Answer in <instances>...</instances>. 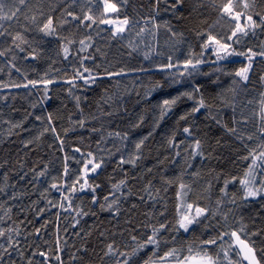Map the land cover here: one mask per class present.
Instances as JSON below:
<instances>
[{"label":"trees","instance_id":"obj_1","mask_svg":"<svg viewBox=\"0 0 264 264\" xmlns=\"http://www.w3.org/2000/svg\"><path fill=\"white\" fill-rule=\"evenodd\" d=\"M219 2L220 0H217V3ZM68 3L70 0H30V7L32 12L42 8L45 15L52 14L59 20L63 8ZM152 4L153 0H128L127 4L121 5L119 15L121 17L127 15L130 19L138 20L140 21L139 26H143V18L149 14H155L152 13ZM204 4L206 6L200 10L202 15L199 20L214 24L218 14L213 10L211 0H204ZM192 6L189 0L185 6V15ZM164 8L165 5L161 4L159 14L156 16L157 22L163 24L164 21H169L174 30L185 33L184 42L178 45L180 51L172 47V42L168 40V33L163 27L158 31L156 41L145 34L141 42V38L135 35L139 26L126 32L122 39H113L106 25H93L91 29H85L78 27L77 22H72L57 29L61 38L76 41L71 45H67L66 40L43 36L32 26L33 31L28 33V36L29 39L35 38L39 42L38 44L33 43V47H37L40 55L36 60H24L25 53L17 51L18 59L15 63L21 69V73L11 70L9 75L7 58L0 57V68L4 69L0 72V81L26 83L24 76H27L28 80L51 78L57 81L48 86L50 99L43 103H40L43 97L42 84H38L35 88L29 86L28 88L0 89V97H7V99H0V165H3L0 167V187L4 188V193H0V205H3L0 207V216L11 208L12 217L7 224H0V227L19 226L23 246L27 247L28 244L35 242L42 249L54 248V242L59 235L62 237L61 243L65 249L62 253L65 264H101L99 255H102L105 243L111 242L112 239H115L118 245L124 241L130 243L127 232L130 225L125 222L126 220L131 219L133 224L139 225L147 219L144 213L151 212L153 214L151 223L158 221L168 222L170 225L174 223L179 184L185 182L186 177L200 160L201 163L197 170L199 176H195L190 186L191 191L184 199L189 203L195 202L201 207L218 211V215L211 218V213H209L208 220L202 218L203 223L194 226L195 232L183 233L181 231L178 238L181 241H191L195 237L207 238L209 235H215L217 231L215 225L217 222L224 224V214L228 216V224L234 228L239 227L241 220L248 225L249 230L264 228V207H262L264 200H241L242 192L238 191L240 188L238 182L229 184L228 195L225 196L221 188L224 179L230 178L231 175L220 171L217 167L229 150L247 154L241 142L228 133L222 125L234 126L232 120L234 106L238 119L241 112L249 119L247 125L237 126L238 131L243 130L246 133L255 131L261 110V93H264V81L260 79L264 76V58L257 57L253 61L249 81L247 84H242L234 75H225L214 69L223 67L228 72L234 73L235 70L244 66L247 60L244 57L234 56L230 57L227 62L220 61L213 64L211 61L215 60V56L209 51L204 57L208 62L200 66L199 73L192 77L179 78L180 83H173V77L169 71L160 70L158 65L166 64L169 55L173 56L174 62L177 59L183 60L187 55L189 45L198 53L200 41L194 32L189 31L191 18L183 21L177 20L171 12H165ZM261 9H264V3L258 0L257 11ZM73 10L79 12V7L74 6ZM24 11L28 12V9ZM28 14L32 13L28 12ZM40 19L43 20L44 17ZM23 22V17H21V23ZM213 31L225 35L228 33V25L221 20ZM89 35L92 37V47L85 52H78L79 40ZM130 41L139 45L137 51L132 52L131 55H129L131 49L128 47ZM62 42L70 49L68 59H64ZM261 42H264V31L257 29L255 36L249 34L243 37L241 42L234 47L238 51H244L250 47L259 50ZM148 44L153 45L151 52L146 46ZM146 52H149V59L144 58ZM83 56L92 57L85 60L84 64L93 69L94 74H100L101 78H98L92 85H84L82 81L77 80V87L73 88L72 95H69L67 91L69 85L64 83V80L74 75L75 68H80V58ZM141 67L149 70L146 72L132 71V69ZM121 68L125 69L126 75L111 78L103 76L105 69L119 71ZM175 71V69L171 70V72ZM202 73H210V75ZM217 77L218 82L213 83ZM234 79L237 80V85H233ZM157 83L162 87L156 88L150 96H146V93L155 88ZM194 85L201 86V94L208 103L213 105L211 114L209 110L202 109L187 120H179L180 116L190 112L194 106L193 101L182 98L153 130L160 114L157 105L163 99L190 91ZM232 88L236 91H231ZM74 96L81 98L79 108L76 106ZM33 104L37 106L33 108ZM108 112L112 115L105 114ZM27 113H32V115L24 121L23 127L13 129V134L9 136L10 125L3 121L21 122ZM49 113H52L54 126L64 141L63 150L51 131L40 135L47 126ZM36 116H41L43 121L36 120ZM140 116L144 117L143 124L139 128H132L131 125L137 123ZM212 117L220 120L221 124L218 125L216 119ZM81 119L85 120L83 127L76 123ZM184 127L192 128L191 136L183 132ZM65 129L68 130L66 134ZM92 129H98V131H92ZM117 131L121 134L127 132L128 140L122 141L119 138L108 136L109 132ZM149 132H152V135L145 142L141 159L137 161V165L133 167L125 164L118 167L119 158L124 156L127 159L130 154H133L135 152L134 143L148 135ZM173 136L175 143L179 144L178 148L170 147L168 144V140ZM196 139L201 140L206 158L192 157L191 145ZM28 140L32 143L25 148L22 142ZM246 142L251 147L256 146L254 141ZM75 148H80L81 152H75ZM117 148L120 149L119 152L116 151ZM89 151L95 155L97 160L103 158L105 161L96 173L88 175L90 184L101 185L96 193L98 197H101V202L102 197L110 191L111 184L124 179L127 173L128 187L132 189L133 195L127 200H122V211L118 217L114 218L107 211L101 212L98 205H93L89 191H77L72 194L70 196L72 208L68 211L52 206L62 202L61 191L64 195H69L67 188L61 191L51 188L52 183L61 182L65 163L70 173L65 180L67 184H71L77 176L82 175L81 169L88 159ZM176 152L180 155L177 156ZM65 156L68 157L67 161ZM189 164L191 167H188ZM45 166H47L46 174L38 176L39 172L44 171ZM148 169H151V172ZM5 175H7V180L4 179ZM166 180L171 183L166 184L164 182ZM149 181H151L152 195L157 199L144 203L139 201L136 193L145 195L147 200V194L142 189ZM233 194L236 196L234 204L229 202ZM12 195L17 198L9 199ZM217 200L222 201L219 207L216 204ZM48 201L52 203L49 204ZM133 203L137 204L136 209L131 212L124 211V209H129ZM65 206L67 207V202ZM41 209H43L42 213H40ZM77 209H83L89 212V215L77 216ZM162 211L164 216L159 215ZM93 212L96 215H92ZM4 219L7 220V216ZM76 220H79V224H76ZM205 223L212 225L207 232L203 231ZM74 224L75 227H73ZM42 225L46 226L41 228ZM36 228H41L40 237L28 236V240L25 241L23 237L28 233H33ZM139 230L140 232L145 231L142 227ZM101 231L106 233L105 237L100 236ZM122 232L123 236L120 235ZM254 239L259 243L261 237H254ZM44 241L48 243L45 244ZM82 246L87 248L86 253L77 252V249ZM73 253L82 256L83 262L72 260ZM257 255L259 256L260 253L258 252ZM14 258L17 259V264H25L18 257Z\"/></svg>","mask_w":264,"mask_h":264},{"label":"snow or ice","instance_id":"obj_2","mask_svg":"<svg viewBox=\"0 0 264 264\" xmlns=\"http://www.w3.org/2000/svg\"><path fill=\"white\" fill-rule=\"evenodd\" d=\"M127 2L128 0H70V3L63 8L61 18L57 20L52 14L45 15L42 8L32 12L30 0H0V57L7 58L6 64L9 68V75L11 74V70L21 73V69L17 67L15 63L18 59L17 51L19 53H25L23 56L24 60H36L40 55L37 47H33V43L38 44L39 42L36 41L35 38L29 39L28 36V33L33 31L32 26H34L36 32L43 36L56 37L63 41L66 40V38H61L57 29L63 28L66 24L77 22L78 27L85 29H91L93 25H106L113 39H122L126 32L140 25V21L138 20L130 19L127 15L123 17L119 15L121 5L127 4ZM191 2L193 6L187 10V15H185V6L189 3V0H153L152 13L155 14H149V16L143 18L144 24L138 27L135 35L141 38V42H143L142 38L145 34L151 36L153 40L156 41L158 31L163 27L168 33V40L172 42V47L176 51H180L178 45L184 42L185 33L174 30L169 21H164L163 24L157 22L156 16L159 14L160 5L164 4V11L171 12L177 20L183 21L187 18H191V27L189 31L194 32L196 38L200 41V50L198 53L189 45V50L183 60L177 59L174 62L173 56L169 55L166 64L158 65L160 70L169 71L173 77V83H180L181 79L179 78L185 76L192 77L194 74L199 73L200 66L208 62L204 58L205 53L210 51L211 54L215 56V60L211 61L213 64H217L220 61L227 62L230 57L234 56L244 57L247 63L235 70L234 73L228 72L227 69L223 67H217L214 71L222 72L225 75H234V77L239 78L240 83L247 84L249 81V72L253 67V61L257 57L264 58V42H261L259 50L250 47L244 51H238L234 45L239 44L241 39L249 36V34L255 36L257 29L264 31V9L257 11L258 0H220L219 3H217V0H211L212 8L218 14V18L214 24H207V21L199 20V17L202 15L200 10L206 6L204 0H191ZM259 2L264 3V0H259ZM74 6L79 7V12L73 10ZM25 9H28V12L32 14L29 15L28 12L24 11ZM94 9H96V11H94ZM52 11H55V9H52ZM21 17H23V23H21ZM40 17H44V19L41 20ZM68 18L71 19L69 20ZM221 20L225 21L228 25V33L225 35H220L213 31ZM149 24L151 25L150 27ZM17 25H19V28H17ZM204 25H207V27H204ZM66 42L67 45L76 43L74 40H66ZM79 45L78 52L87 51V49L92 47V37L89 35L84 39H80ZM146 46L149 48V52L153 50L152 44ZM61 47L64 59H68L70 54L69 47L65 46L63 42ZM128 47L131 49L129 52V55H131L132 52L137 51L139 45L130 41ZM149 52L144 54L145 59L150 58ZM157 54L159 55L160 53ZM91 58L90 56L81 57L80 68H75L74 75L64 80V83L69 85L67 89L69 95H72V89L77 87V80L82 81L84 85H92L96 83L98 78H101L100 74H94L93 69L85 66L84 61ZM97 67H99V65H97ZM81 68L83 69L82 71L80 70ZM173 69L176 71L171 72ZM148 70L149 69L143 67L132 69V71L142 72ZM3 71L4 69L0 68V72ZM202 74L210 75V73ZM123 75H126L125 69L123 68L119 71H108L105 69L103 73V76L108 78ZM45 77H47V73H45ZM24 79L26 83H16L14 81L5 83L0 81V89L28 88L29 86L35 88L38 84H42L43 97L40 103H43L50 99L48 96V86L57 82L55 79L51 78L28 80L27 76H24ZM260 79L264 81V76H261ZM218 80L219 78L217 77V80L213 81V83H217ZM232 83L233 85H237V80L234 79ZM159 87H162V85L157 83L155 88L146 93V96H150L151 92ZM231 91L235 92L236 89L232 88ZM261 97L259 122L255 125V131L247 133L243 130L238 131L237 126L247 125L249 119L244 116L243 112H241L240 118L238 119L235 114L236 109L234 106L232 117L234 126L228 127L227 125H222L226 131L239 140L244 149L247 150V155L241 156L239 159L248 163L242 176H231L230 178L224 179L221 192L227 196L229 184L238 182L240 185L238 191L242 192L240 199L243 201L264 200V93H261ZM182 98L193 101L194 106L190 112H186L184 115L180 116L179 120H187L190 116H194L202 109L209 110V114H211L213 105L208 103L201 94V86L194 85L190 91H184L174 97L163 99L162 102L157 105L160 114L153 130L155 127L159 126V121L163 120ZM0 99H7V97H0ZM74 99L77 108H79L81 98L79 96H74ZM248 103H251V101H248ZM36 106V104L32 105L33 108ZM105 114L112 115L111 112ZM31 115L32 113H27L24 120L17 123H13L9 120L3 121V123L10 125L8 135L11 136L13 134V129L22 128L24 121ZM212 118L216 119L215 117ZM35 119L43 121L41 116H36ZM143 122L144 117L140 116L138 122L132 124L131 127L134 129L139 128ZM76 123H78L80 127H83L85 125V120L81 119ZM216 123L220 125L221 121L216 119ZM49 131L55 135V138L60 143L61 150H63L64 141L61 139L54 126L52 113L47 115V126L40 135L42 136ZM64 131L66 134L68 130L65 129ZM92 131H98V129H92ZM183 132L191 136L192 128L184 127ZM151 135L152 132H149L148 135L136 141L134 143L135 152L130 154L127 159L121 156L119 158L118 167L125 164L135 167L137 161L141 159V152L145 142ZM108 136L119 138L122 141H127L129 138L127 132L121 134L118 131L109 132ZM246 141H254L256 142V146L251 147ZM22 143L23 146L27 148L32 141L28 140ZM217 143H219V141H217ZM168 144L170 147H179V144L175 143L174 136L168 140ZM191 147V155L193 158L197 156L202 159L206 158L201 140H194ZM74 151L81 152V149L75 148ZM101 151H104V149H101ZM116 151L119 152L120 149L117 148ZM176 155L179 156L180 153L176 152ZM87 157L88 159L81 169L82 175L77 176L71 184H67L65 180V177L70 174L69 167L67 163H65L63 176L60 178L61 182L52 183L51 188L57 191L67 188L69 195H64V192L61 191L63 198L62 202L52 206L68 211L72 208L70 199L72 194L77 191H89L91 193V203L93 205H98L101 212L107 211L114 218L118 217L122 211V200H127L128 197L133 195L132 189L128 187L127 173H125L124 179L111 184L110 191L102 197L101 202V197H98L96 194L97 189L100 188L101 185L90 184L88 182V175L89 173H96L97 170L103 166L105 161L103 158L97 160L91 151L87 153ZM67 159L68 157L65 156L66 161ZM77 162L79 163V161ZM2 166L3 165H0V167ZM188 167H191V164H189ZM46 171L47 166H45L44 171L39 172L37 175L44 176ZM148 171L151 172V169H148ZM192 175L199 176V172H194ZM4 179L7 180V175H5ZM53 179L55 180L56 178L54 177ZM164 182L166 184L171 183V181L167 180ZM125 189H127V191H125ZM45 191H47V189ZM142 191L147 194V200L145 195L136 193L139 201L147 203L148 201L157 199V197L152 195L151 181L148 182ZM156 191L159 193L158 189ZM190 191L191 187L189 185L185 183L179 184L176 217L174 223L171 225L168 222L160 221L151 223L150 221L153 215L151 212L144 213L147 219L142 221L139 225L133 224L131 219L126 220L125 222L130 225L127 229L130 243L124 241L118 245L115 239L105 243L102 249V255L97 254L99 255L101 264H245V262L246 264H264V228L249 230L248 225L243 223L242 220L239 222V227L234 228L228 224L227 214L223 215V225L219 222L215 225L217 228L215 235H209L207 238L195 237L191 241H181L178 238L181 231L183 233H190V231L195 232L194 226L201 225L203 223L202 218L203 220H208L209 213H211V218H215L218 215V211H212L206 207H201L195 202H187L184 197H186ZM0 193H4L3 187H0ZM16 198L15 195L9 197V199ZM65 202H67V207L65 206ZM229 202L233 204L236 202L235 194H233V198ZM48 203L51 204L52 202L48 201ZM221 203V200L216 201L218 207ZM0 207H3V205H0ZM262 207H264V205H262ZM136 208L137 204L133 203L129 209H124V211L131 212V210ZM42 212L43 209L40 210V213ZM10 213L11 208H8L4 215L0 216V224H7V221L12 219ZM91 214L96 215L94 212ZM76 215L87 216L89 212L83 209H77ZM159 215L164 216V212H160ZM5 216H7V220L4 219ZM57 217H59V213H57ZM73 219H75V217ZM76 224H79V220H76ZM45 226L46 225H42L41 228ZM73 227H75V224ZM141 227L145 230L144 232H140L139 229ZM211 227L212 225L205 223L203 224V231L207 232ZM41 228H36L33 233H28L23 239L27 241L28 236L32 235L40 237ZM57 233H59V229H57ZM77 235H79V233H77ZM88 235H91V233H88ZM105 235L106 233L104 231L100 232L101 237H105ZM120 235L123 236L124 233L122 232ZM20 237L21 230L19 226L0 227V264H17V259L14 257H18V259L24 261L25 264H65L62 257V253L65 249L61 243L62 237L59 235H57L54 242L55 247L45 249H42L41 246L35 242L25 247L21 244ZM254 237H261L259 243H257ZM44 243L47 244L48 241H44ZM77 252L86 253L87 248L82 246L77 249ZM258 252L260 253L259 256L257 255ZM37 257H39V259H37ZM71 259L83 262V257L77 256L75 253L72 254Z\"/></svg>","mask_w":264,"mask_h":264},{"label":"rangeland","instance_id":"obj_3","mask_svg":"<svg viewBox=\"0 0 264 264\" xmlns=\"http://www.w3.org/2000/svg\"><path fill=\"white\" fill-rule=\"evenodd\" d=\"M244 155L247 154L235 150H229L225 155V158L219 163V165H217L218 169L224 173L230 174L231 176H242L248 162L241 161L239 157ZM200 163L201 160L196 163L195 167H193L189 176L185 180V184L189 186L193 184L195 176L192 174L197 172Z\"/></svg>","mask_w":264,"mask_h":264},{"label":"bare ground","instance_id":"obj_4","mask_svg":"<svg viewBox=\"0 0 264 264\" xmlns=\"http://www.w3.org/2000/svg\"><path fill=\"white\" fill-rule=\"evenodd\" d=\"M219 165V164H218ZM218 167V166H217ZM186 179H187V177H186ZM185 183V182H184Z\"/></svg>","mask_w":264,"mask_h":264}]
</instances>
